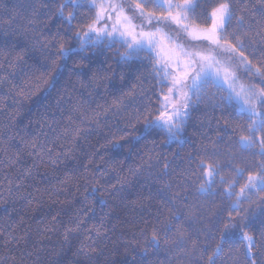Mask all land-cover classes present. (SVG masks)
Returning <instances> with one entry per match:
<instances>
[{"label":"trees","instance_id":"16d2710c","mask_svg":"<svg viewBox=\"0 0 264 264\" xmlns=\"http://www.w3.org/2000/svg\"><path fill=\"white\" fill-rule=\"evenodd\" d=\"M62 2L0 0V264H209L222 235L215 264H246L242 231L256 241L254 264H264V193L237 214L218 178L199 191L200 160L225 178L264 163L259 147H240L247 117L210 86L174 138L148 129L140 114L155 111L159 90L149 61L124 62L120 44L79 50L78 25L92 13L84 5L70 26L57 14ZM219 2L200 0V19ZM231 3L246 18L260 8ZM58 42L77 51L63 59ZM237 74L251 82L243 67ZM66 128L79 129L75 139ZM177 216L197 241L187 256L173 232L165 242ZM77 217L80 229L68 231Z\"/></svg>","mask_w":264,"mask_h":264},{"label":"snow or ice","instance_id":"6c2138e0","mask_svg":"<svg viewBox=\"0 0 264 264\" xmlns=\"http://www.w3.org/2000/svg\"><path fill=\"white\" fill-rule=\"evenodd\" d=\"M257 3L258 12L253 8L249 18L238 16L231 0H221L203 19L197 12L200 0H63L57 14L71 26L84 5L92 13L78 25L79 50L104 42L120 44L125 50L124 62L142 58L149 61L159 90L155 93V111L145 109L140 114L148 121V129H161L169 139L174 138L187 122L194 103L213 86L227 94L228 105L238 115L247 117V126L239 137L241 149L251 151L259 147L258 155L264 157V0ZM57 47L63 59L77 51L65 48L60 42ZM241 66L251 80L248 84L237 74ZM67 119L74 123L71 115ZM78 132L79 129H65V134L70 133L73 139ZM198 167L204 177L199 191L208 194L218 178L219 184L224 186V194L229 199L235 198L237 214L245 201L252 203L253 196L260 197L264 193V163L258 170L234 167L235 177L229 178L221 174L220 165L215 161L200 160ZM181 220L182 217H176L178 227L166 226L165 242L167 232H173L176 252L187 256L195 250L197 241L183 228ZM82 223L83 219L77 217L67 230H79ZM261 225L264 227V220ZM229 227L235 228L236 224L229 220L225 228ZM241 234L247 242L246 264H254L252 249L256 241L246 231ZM223 243L222 235L208 257L209 264H215L212 256L223 251ZM159 244L160 234L154 228L151 245L158 248Z\"/></svg>","mask_w":264,"mask_h":264},{"label":"rangeland","instance_id":"374dc122","mask_svg":"<svg viewBox=\"0 0 264 264\" xmlns=\"http://www.w3.org/2000/svg\"><path fill=\"white\" fill-rule=\"evenodd\" d=\"M242 67V66H241ZM246 242V241H245ZM247 243V242H246Z\"/></svg>","mask_w":264,"mask_h":264}]
</instances>
